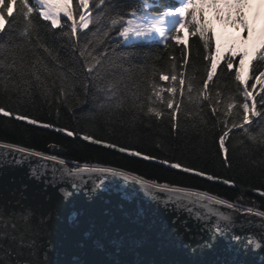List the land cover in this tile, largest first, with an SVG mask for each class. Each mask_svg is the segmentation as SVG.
<instances>
[{"label":"snow or ice","instance_id":"obj_1","mask_svg":"<svg viewBox=\"0 0 264 264\" xmlns=\"http://www.w3.org/2000/svg\"><path fill=\"white\" fill-rule=\"evenodd\" d=\"M72 2L33 0L30 4L29 0H0V92L17 105L16 108H10L0 104V116L52 129L67 137L79 136L93 145L155 162L180 173L234 185L232 179L210 174L179 160L146 154L133 147L97 137L95 133H78L74 129L44 122L21 111L19 105L33 99L34 88L36 94L45 98L51 97L53 89H56L59 93L57 101L67 103L70 97L76 95L79 87L85 97L90 96L95 102L98 114L108 112L111 116L116 110H129L135 111L138 116L147 107L148 114L161 118L165 112L154 105H162L169 110L167 114L173 131L179 127L177 114L183 112L186 117L198 118L199 124L204 126L200 129L203 132L208 127V120L201 115L204 111L201 105L207 102L211 116L223 125L218 145L225 164H228L229 149L225 141L232 130H242L256 141L257 137L251 135L250 127L257 118V123L264 124V96H260L262 111H258L257 99L253 95L257 85H260V92H264V17L256 13L252 22L249 21L248 10L253 0H177L179 6L165 3L164 0H141L142 7L127 11L119 0H77L75 11L71 7ZM257 3L264 7V0H257ZM14 5H18L15 16ZM208 11L214 14V20L220 24L237 30L242 28V44L238 45L234 39L221 43L217 39L213 20L206 14ZM34 13L49 22L45 26L48 31L61 29L59 36L53 34V38L67 40V44L62 45L69 48L66 58L54 54V46L48 44ZM62 17L67 22L64 25L61 23ZM9 18H13L16 23L5 33ZM90 26L92 30L89 32ZM192 26L194 31L191 34L199 35L207 53L204 57V74H199L200 69L191 64L185 52L183 64L179 67L175 58H170L173 62L168 69H153V77L158 76L160 81L168 82V87H162L154 80L149 81L143 92L136 86V90L130 93L131 104H127L125 75L131 72V67L125 65H131L137 56L135 49L148 44L167 47L170 40L180 42L181 30ZM14 30L18 35L11 34ZM118 48L133 51H117ZM37 49L42 50V53ZM237 56L239 63L234 72L236 95L242 93L244 98V102L239 105L233 102L235 95L230 93L225 97V93L220 90L221 85L214 80L220 63L223 61L225 69L231 71ZM249 80H254L252 91L249 90ZM234 108L238 109L235 113L232 111ZM221 115L232 119H221ZM137 116H133V119ZM193 126L197 127L196 124ZM260 142L264 144V131L260 134ZM49 147L56 149L59 146L51 144ZM0 150V264H47L38 256L45 254L41 243H44L45 248L48 246L42 234L50 228L51 213H40L28 202L29 197L25 194L27 183L15 187L14 176L8 179L7 186L3 183L6 172L26 165L29 167L28 180L42 185L41 190L45 192L48 187H56L58 182H69L74 189L85 188L89 194H93L102 186L97 183L100 174H112L139 185L147 197L174 214L172 223L185 233L192 232L195 226L201 233L226 235L232 242L239 244L243 241L246 247L264 251V232L256 234L246 229L245 224L253 222L238 221L233 215L258 217L261 228H264V211L253 207L244 208L197 187L146 178L123 167L99 163L81 165L78 161L69 162L61 155L38 151L15 142H0ZM33 159L36 160L35 164L31 163ZM70 163L74 166L70 167ZM89 181L92 182L91 188H87ZM59 191L65 198L70 195L64 187H60ZM254 191L264 196V191ZM222 207L232 211H222Z\"/></svg>","mask_w":264,"mask_h":264},{"label":"trees","instance_id":"obj_2","mask_svg":"<svg viewBox=\"0 0 264 264\" xmlns=\"http://www.w3.org/2000/svg\"><path fill=\"white\" fill-rule=\"evenodd\" d=\"M32 2L33 0H29L30 4ZM149 2H152V0H149ZM164 2L179 6L177 0H164ZM119 3L125 11L133 7L143 6L141 0H119ZM76 6L77 0H73L72 8L74 11ZM255 8L256 5L253 1L251 8L248 10L250 22H252L255 15ZM17 9L18 5H14V16ZM258 13L262 17L264 16L261 11ZM206 14L209 19L213 20L216 29L215 22L218 21L214 20V14L211 11H208ZM33 16L40 24L42 34L46 36L48 44L54 46V54L66 58L69 48L62 47V45H66L67 40L53 38V34L59 36L61 29L48 31L45 26L49 25V22L43 21L35 13ZM15 23L13 18H9L5 33H8L9 28L15 25ZM61 23L62 25L67 23L64 17L61 18ZM218 24L225 26L219 22ZM258 25L259 22H257ZM184 29H186V34L184 33ZM184 29L181 30L180 42L170 40L167 47L162 44H148L135 49L138 53L137 56L131 65H125V67H131V72L125 75L127 104H131L130 93L136 90V86H139L140 91L143 92L148 87L149 81L154 80L160 86L168 87V82L160 81L158 76L153 77V69H168L173 62L170 58H175V62L179 67V65L183 64L185 52H187L191 64L200 69L199 74H204L206 64L204 57L207 53L203 47V41L198 34H191L194 31V26L185 27ZM91 30L90 26L89 32ZM235 30V33L226 31L221 43L234 39L238 45H241L243 29ZM11 34L15 36L18 35V32L14 30ZM216 35L218 39L217 31ZM122 50L133 51L132 49H117V51ZM37 51L42 53L40 49H37ZM238 63L239 57L237 56L234 58L233 69L228 71L225 69L224 62L222 61L217 69L218 75L214 77V80L221 85L220 90L225 93V97L230 93L235 95L233 102L237 105L244 102L242 93L236 95L234 72L238 67ZM189 71H191V68H189ZM247 74L248 70L246 68L245 75ZM253 83L254 80L248 81L250 91H252L251 85ZM57 95L59 93L56 89H53V95L45 98L36 94L34 88L33 99L19 105V108L32 117L44 122L54 123L58 127H67L70 130L74 129L78 133H95L97 137L106 138L122 146L133 147L146 154L179 160L186 165L204 170L210 174L232 179L234 185H225L220 181L213 182L191 174L180 173L177 170L155 162L144 161L112 149L93 145L90 142L83 141L79 136L76 138L67 137L65 134L55 132L52 129L28 125L26 122L15 121L14 119L2 116H0V141L15 142L23 146L34 147L38 151L61 155L69 162L78 161L81 165L84 163H99L105 166L123 167L126 170L144 175L146 178L197 187L236 202L244 208L253 207L258 211H264V196L254 191V189L264 191V144L260 142V134L264 131V124L257 123L259 118H257V121H253L250 127L251 135L257 137L256 141H253L251 136L245 134L242 130H232L229 138L225 141V146L229 149V162L225 164L218 145L223 125L219 124L216 118L211 116L207 102L201 105L204 108L201 115L208 120V127L204 128L203 132L200 129L204 126L199 124L198 118L186 117L183 112L177 114L179 127L176 131H173L167 114L169 110L165 109L162 105H154L165 112V115L161 118L148 114L147 107L138 116L135 111L129 110H116L109 116L108 112L102 115L98 114L95 102L92 101L90 96L85 97L79 87L76 89V95L70 97L67 103L58 102L56 99ZM164 95H167V93H164ZM253 95L257 99V110L262 111L259 101L260 96H264V92H260V85H257L256 90L253 91ZM0 104L10 108L17 107L2 92H0ZM69 108H71V111H69ZM57 109H59V115H57ZM237 110L234 108L232 111L235 113ZM93 114L95 115L93 116ZM133 116H137V118L134 120ZM225 118L232 119V117L221 115V119ZM194 124L197 127H194ZM51 144H56L59 147L52 149L49 147Z\"/></svg>","mask_w":264,"mask_h":264},{"label":"water","instance_id":"obj_3","mask_svg":"<svg viewBox=\"0 0 264 264\" xmlns=\"http://www.w3.org/2000/svg\"><path fill=\"white\" fill-rule=\"evenodd\" d=\"M28 171L27 165L14 168L6 172L3 183L7 186L12 176L15 187L27 183L28 202L40 213H51L50 228L42 234L48 246L42 242L45 254L38 256L47 264H264V251L246 247L243 241L237 244L226 235L201 233L195 226L185 233L172 223L174 214L134 182L100 174L97 183L102 186L93 194L69 182H58L45 192L28 180ZM60 187L70 193L67 198ZM91 187L89 181L87 188ZM233 215L253 222L245 224L246 229L264 232L258 217Z\"/></svg>","mask_w":264,"mask_h":264},{"label":"rangeland","instance_id":"obj_4","mask_svg":"<svg viewBox=\"0 0 264 264\" xmlns=\"http://www.w3.org/2000/svg\"><path fill=\"white\" fill-rule=\"evenodd\" d=\"M217 30H218L220 38H222L225 33V29L223 27L217 26Z\"/></svg>","mask_w":264,"mask_h":264}]
</instances>
